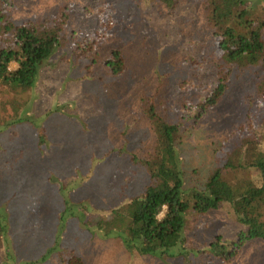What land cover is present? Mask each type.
<instances>
[{"label":"rangeland","instance_id":"1","mask_svg":"<svg viewBox=\"0 0 264 264\" xmlns=\"http://www.w3.org/2000/svg\"><path fill=\"white\" fill-rule=\"evenodd\" d=\"M145 3L143 0H0V9L16 22L36 20L52 24L63 18L67 25L64 45L42 67L35 88H28L26 93L31 95V120L35 116L42 119L35 126L20 120L0 128V174L10 173V182L3 180L9 186L0 185V202L11 198L9 212L19 225L22 216L29 219L35 213L24 212L22 202L31 199L19 195L21 189L14 195L19 183L27 185L26 178L22 182V176L17 179L15 172L28 176L33 162L41 159L44 168L41 175L52 173L54 181L60 176L78 174L66 190L72 199L67 201H83L96 211L94 214L102 212L122 202L128 194L141 192L149 181L144 164L135 161L144 157L154 142L143 97L154 94L157 111L176 120L213 87L212 77L194 74L192 67L176 54L177 48L181 53L191 50V45L176 48V43L186 40L192 31H202L201 20L197 24L186 23L187 32L175 36L173 25L160 15L161 10L156 11ZM204 35L207 38V33ZM85 40L101 48L124 49L127 72L116 77L101 62L102 65H90L89 59L78 52L77 46ZM106 54L99 52V59ZM248 80L249 76L244 81L233 82L222 99L195 122V130L180 145L179 156L188 185L200 184L216 166H220L229 181L239 177L260 180L256 168L224 167V157L221 159L217 152L225 148L226 140L238 138L234 134L236 130H247L243 122L246 106L242 88ZM258 104L263 106L264 101ZM38 133L43 138L36 139ZM24 138L29 141L23 142ZM34 140H38V146L45 145L46 152H29L23 159L19 155V149L26 150L22 143L30 145ZM48 153H52V162ZM129 178L131 183H126ZM12 179H17V183ZM42 179L49 184L45 177ZM49 193V203L39 208L40 215H44L41 224L45 225L46 220L53 221L56 204L65 202L56 185ZM45 210L52 211V215L44 214ZM49 228L44 236L34 233L30 241L32 252L42 251L54 241L56 222ZM240 228L227 208L220 207L189 221L183 245L205 246L217 233L236 242ZM61 229L59 242L64 249L38 264H66L62 258L68 249L80 256L83 264H264V240L260 239L249 240L237 255L221 261L206 253L199 258L194 254L163 258L130 251L118 237L100 236L75 217H67ZM25 250L22 248L21 253Z\"/></svg>","mask_w":264,"mask_h":264},{"label":"trees","instance_id":"2","mask_svg":"<svg viewBox=\"0 0 264 264\" xmlns=\"http://www.w3.org/2000/svg\"><path fill=\"white\" fill-rule=\"evenodd\" d=\"M143 1L146 6L161 10L160 15L173 25L175 36L187 32L184 28L186 23L197 24L201 20L204 26L202 31H192L186 40L180 39L176 43V48L191 45V50L181 53L178 48L175 49L178 59L185 60L194 74L205 73L212 77L213 87L203 93L192 108L188 107L183 117L180 115L176 120H170L157 111L154 94L143 97L154 142L144 157L138 160L134 157V160L144 164L149 181L141 192L128 194L122 202L102 212L94 214L96 211L83 201L69 203L72 199L67 188L75 182L78 174L60 176L54 181L52 173L41 175V170H44L39 162L41 159L33 162L28 176L15 172L17 179L22 176L29 185L19 183L14 195L17 196V190L21 189L19 195L31 199L22 202L26 208L24 212L28 210L35 215L29 219L22 216L19 225L9 212L8 200L11 198L0 202V264H38L55 251L61 252L64 247L60 246L59 232L67 217H75L100 236L118 237L130 251L163 258L190 254L199 258L206 253L221 261H228L249 240H264V104H258L264 101V0ZM66 37L67 25L63 18L52 24L36 20L16 22L0 9V128L14 125L20 120L34 126L40 122L42 117L35 116L34 121L31 120V95L26 93L28 88H35L42 67L64 45ZM77 47L79 54L89 59L90 65L102 63L116 77L128 70L124 49L101 48L96 44L90 45L87 40ZM99 52L107 53L106 57L99 59ZM13 63L16 66L13 67ZM247 76L248 84L242 88L246 106L243 122L247 130H236L234 134L238 138L226 140L225 148L221 147L217 152L221 159L224 157V167L256 168L260 180L257 182L239 177L229 181L224 178L220 166H216L201 183L198 181L200 184L188 185L179 156L180 145L192 133L195 122L222 99L232 83L244 81ZM38 138L43 136L38 133ZM24 140L29 141V138ZM25 143H22V147L28 151L19 149L22 158L28 156L29 152H46L45 145L38 146V140L30 145ZM47 157L52 162V153H48ZM9 175L8 172L5 176L0 174V185L9 186L3 182L10 180ZM42 176L49 180L48 185L41 180ZM17 179H12V182L17 183ZM131 181L129 178L126 183ZM54 185L65 202L56 204L53 221L46 220V226L41 224L44 215H40L39 208L49 203V191ZM220 207H226L241 225L236 242L217 233L205 246L189 248L183 245L189 221ZM44 214L52 215V211L45 210ZM55 222L57 231L54 232V241L46 249L32 252L30 241L34 233L44 236ZM22 248L26 249L24 254L21 253ZM62 260L66 264H83L82 258L70 249Z\"/></svg>","mask_w":264,"mask_h":264}]
</instances>
